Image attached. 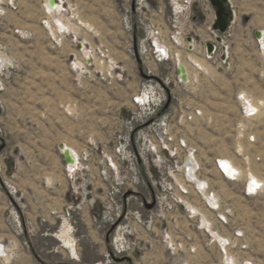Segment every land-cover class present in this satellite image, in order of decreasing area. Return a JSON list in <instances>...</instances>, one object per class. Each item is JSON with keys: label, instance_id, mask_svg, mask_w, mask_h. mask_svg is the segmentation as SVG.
<instances>
[{"label": "rangeland", "instance_id": "374dc122", "mask_svg": "<svg viewBox=\"0 0 264 264\" xmlns=\"http://www.w3.org/2000/svg\"><path fill=\"white\" fill-rule=\"evenodd\" d=\"M57 3L61 6L54 15L68 27L58 24L46 0H0V264H84L77 253L87 259L90 243L82 238V215L90 209L100 212L95 223L109 242L104 264H222L217 243L229 238L232 254L264 264V52L255 37L256 31L264 32V0H230L236 17L211 58L206 54V43L215 41L210 1L193 0L190 16L183 18L185 33L195 39L193 51L185 42L172 45L168 39L169 0H150L145 13L134 10L135 0ZM129 17L131 27L125 23ZM149 22L163 29L165 41L180 57L177 53L173 60L156 63L138 53L136 44ZM223 46L229 50L225 59ZM195 59L206 68L197 67ZM176 62L189 69L185 85L176 81ZM167 80L177 115L183 109L190 114L199 109L201 115L174 126L177 138L185 139L195 154L184 150L178 162L169 158L160 170L152 155L146 166L135 146L127 158L117 153L116 144L137 110L133 96L146 84ZM239 93L261 103L254 119L241 118ZM145 124H136L134 136ZM62 144L81 154L83 164L76 172L65 166ZM185 155L201 167L200 178L216 192L217 212L230 209L228 224H218L216 212L206 208L204 197L184 177V166L178 171ZM219 157L242 170L239 181L219 174L214 165ZM132 166L134 171L127 172ZM249 171L263 183L262 192L250 197L244 194ZM116 176L124 178L118 207L103 217ZM8 184L20 198V234L8 222ZM179 184L188 194H180ZM161 195L197 206L209 225L200 213L189 215L180 206L157 217L156 196ZM70 205L80 208L72 226L64 220ZM34 214L41 224L26 219ZM124 227L133 230L134 247L118 254L113 243Z\"/></svg>", "mask_w": 264, "mask_h": 264}, {"label": "built area", "instance_id": "2783aa9c", "mask_svg": "<svg viewBox=\"0 0 264 264\" xmlns=\"http://www.w3.org/2000/svg\"><path fill=\"white\" fill-rule=\"evenodd\" d=\"M207 1L209 2V0ZM192 2L193 0H169L171 6V13L168 17V27L170 32L168 39L170 40L171 44L173 42L177 45H184L185 42L187 49L189 51H193L196 49L194 47L196 43L194 38L192 41L188 40L189 36H187V34L185 33L183 18L187 15L188 17L190 16ZM229 2L230 0H228V4ZM149 4H150V0H135L134 10H136V8L139 9L140 11L142 9L143 10L145 9L143 11L145 13L149 10V6H150ZM229 6L231 7V9H233L232 5L229 4ZM125 23L129 25V27H131L130 17L128 18V20L125 21ZM230 28L226 33L222 34L223 43H224L223 36L229 33ZM212 32L216 37L218 32H216L214 29L212 30ZM257 40L259 42L260 49L264 52V47L260 42L262 41V37L257 38ZM213 43L215 44L214 53L209 54L206 46L207 56L213 57V55H215L218 50V44L220 43L216 42V40L213 41ZM136 49L140 55H143L145 57H151L156 63H164L174 59L173 57L174 53L172 51V47L164 39L163 29L160 26L151 22H149V24L146 26L144 30V36L140 39V41H138V44H136ZM222 54H221V58H222ZM178 66L179 63L176 62L174 69L176 72V81L180 85H185L187 84L188 80L184 81L182 79V75L177 73ZM168 85H169V80L162 81L160 83L156 82V83H150L148 85L146 84L143 86V89L140 92L136 93L133 96L132 102L138 111L136 110L132 114L130 119L126 120L125 122V127H126L125 134L119 137L118 143L116 144L117 147L116 150L119 155H122L124 157L127 156V158L130 157L131 156L130 152H132L130 150H132L131 148L135 146L138 155L142 157V160L144 159V163L146 166L150 165L149 157L150 155H152L151 157L154 166H156V168L160 170L161 169L164 170V168L167 165L166 163L169 161V158L171 159L176 158V162H178L177 159L180 157L181 152H183L184 150L188 151L187 155L195 154V149L190 148V146H188L187 141L185 139L177 138L176 133H174V126L176 122L182 124L184 121H186V119H192L194 116L201 115V110L193 109L192 113L190 114V112H184L183 109L181 110L180 114L177 115V112L174 109L173 104L171 103L172 95L171 92L169 91ZM237 98L239 103V114L242 119L252 120L261 113V103L255 102L249 95L239 93ZM167 103L168 105L166 106ZM139 122L146 123L145 127L143 128V131L139 136H134L133 132L135 126ZM250 141L254 142L255 138L251 136ZM161 152H163V154ZM112 160L113 159H111V161L110 160L108 161L110 167L114 172L115 171L118 172V166L117 165L115 166ZM183 160L184 162H186L187 160L186 155L182 157L181 163L179 165L181 167L179 168L178 171L180 170L182 171V167L184 166ZM1 165L2 164L0 163V170L2 167ZM214 165L216 170L219 172V174L228 181L231 182L239 181V179L242 176V170L238 166H237L238 170L231 169L229 164L226 161H224L223 158L220 157L216 158L214 161ZM200 169L201 167L199 169L197 168V173L199 177H200L199 175ZM129 171H134L133 166L129 167V170L127 172ZM173 172L175 173V171ZM136 176L137 174L135 172L134 178H136ZM172 176L174 175L172 174ZM184 177H186V175ZM123 179L124 178H121V180H119V178H117L116 176L115 180H111L113 184H111V187L108 188L106 193V199L108 203L107 209L109 211L105 210L103 212L104 213L103 217H107V214H109V216H112L111 212L112 211L114 212L115 209L118 207V202L116 198H117V194L120 191V186L123 184ZM206 186H207L206 190L209 191L208 197H206L202 193V189H204L202 184H196L195 189L200 193V195H202V197H204L205 199L204 203L206 208L208 206L209 210L216 212L218 224L220 225L228 224V219H229L228 216L230 213V209L223 210V214L217 212L219 207L217 204H215L214 201L216 192L210 188L209 184H207ZM8 188H9L8 193L10 196L8 222L9 225L14 230L17 231V234H20L23 232L22 217L20 216L21 213L19 206L20 198L19 199L16 198L17 190L15 189V186L8 184ZM262 189H263L262 182L252 183L251 181H246L244 186V194L249 197L256 196L260 192H262ZM180 191H181L180 194L182 195L188 194L181 185H180ZM155 203L156 206H159L160 212L156 213V216L159 218L160 217L165 218L170 211L176 209V206L183 207L189 215L191 214L190 212H192L191 210H189L188 205H186L179 196L177 199H174V201L172 200L168 201L167 197L163 195H161L160 197L156 196ZM142 204L143 203H141V205ZM77 209H80L79 206L70 205L66 208V212L64 213V220L67 219L68 222L71 224V226L72 223L70 221L73 218V213ZM124 228L122 229L121 233L116 234V241L115 243H113L114 249L118 254H122L123 252H126L127 250H130L134 247V242L131 243V239L129 238V236L133 234L132 232L133 230H130L129 227H124ZM206 230L207 232L209 231L208 228H206ZM236 235L241 236L242 234L241 232L239 233L237 232ZM213 239L214 238L212 236L211 238L212 242H214ZM217 245H219L220 251L222 253V264H255L252 260L239 258V256L234 255L230 252V248L233 245L230 238L226 240L218 241ZM227 247L228 249L226 251Z\"/></svg>", "mask_w": 264, "mask_h": 264}, {"label": "bare ground", "instance_id": "6f19581e", "mask_svg": "<svg viewBox=\"0 0 264 264\" xmlns=\"http://www.w3.org/2000/svg\"><path fill=\"white\" fill-rule=\"evenodd\" d=\"M47 1V4H46V6H47V8H48V10L51 12V14L53 15V17L57 20V22H58V24L61 26V27H68L63 21H62V19H59V18H56L55 17V15H54V12H55V10L56 9H59L60 8V6L61 5H59L58 3H57V0H56V3H57V5L55 6V7H51L50 5H49V0H46ZM234 10V9H233ZM57 11V10H56ZM234 18H235V10H234V16H233V20H234ZM232 23H233V21H232ZM232 23H231V25H232ZM263 32V31H262ZM261 43H262V46L264 47V32H263V36H262V41H260ZM85 50V55L87 56V57H89L90 56V53H89V51L88 50H86V48L84 49ZM224 52H225V54H227V57L226 58H228V56H229V50H228V46H225L224 47ZM178 53V54H177ZM177 54V56L178 57H180L181 55H180V53L179 52H176V53H174V55H176ZM209 58H211L212 56H208ZM178 60H179V58H178ZM195 62V64H196V66L197 67H199L200 69H205L206 67L202 64V63H200V62H198V60H194ZM179 64H183V62H180ZM184 66H185V68H186V71H187V74H188V77H187V80L189 81L190 79H189V69H188V67L185 65V64H183ZM187 81V82H188ZM61 146H63L64 147V149L65 150H69V152H70V154H72V156H73V158H74V160H72V163L73 164H68V163H66V167H67V169L69 170V171H75L76 172V169L77 168H79L80 167V165L81 164H83L82 163V159H81V154L77 151V150H75L73 147H69V146H65V144H62ZM60 150H61V153H62V149L60 148ZM223 160L224 161H226L228 164H229V166L231 167V169H235V170H237L236 169V167H235V165L233 164V162L231 161V160H229V159H227V158H223ZM247 174V173H246ZM186 175V177L187 178H189V180H190V182L191 183H194L193 185L195 186L196 184H202L203 185V187H204V189H202V193L206 196V197H208L209 196V191L208 190H206V185L208 184V182L207 181H203V179H201L199 176H198V173H197V163H195L193 160H191L190 159V157H187V160H186V162H185V165H184V176ZM249 175H250V179H251V182L252 183H260V181L258 180V178L256 177V175L253 173V172H251V171H249ZM248 176V175H247ZM182 184V183H181ZM215 199H214V201H215V204H217V205H219V203H218V198H217V196L215 195V197H214ZM188 206L190 207V209H191V211L193 212H196L197 214H201L200 216L203 218V221H204V224L205 225H209V220L207 219V216L204 214V213H202L201 211H200V208H198L197 206H195V205H191L190 203H188ZM210 225H211V223H210ZM220 238H219V236H218V240H219ZM221 241V240H220ZM2 247L0 246V252H2L3 250L1 249ZM0 255L1 256H3V254H1L0 253Z\"/></svg>", "mask_w": 264, "mask_h": 264}, {"label": "crops", "instance_id": "0c3cea01", "mask_svg": "<svg viewBox=\"0 0 264 264\" xmlns=\"http://www.w3.org/2000/svg\"><path fill=\"white\" fill-rule=\"evenodd\" d=\"M235 17H236V12H235ZM216 19V16L214 17ZM215 21V20H214ZM214 23V22H213ZM195 47V45H194ZM83 228L85 235L82 236V238H87V241H89V248L87 251V259L84 260V252L77 253L78 255V260L81 261L84 264H104L105 262V252L109 250V242L106 236L99 232L98 226L95 223V219L100 217V212L97 209H90V211H84L83 213ZM25 217V216H24ZM57 218V216L54 218V220ZM26 219L31 220L33 223H39L40 219L38 215H28L26 216ZM45 221H51V220H46ZM56 221V220H55ZM51 222H49L50 224ZM60 239V238H58ZM61 240V239H60ZM61 241H64L63 239ZM67 243V242H66ZM68 244V243H67ZM74 259V258H72ZM77 259V258H76Z\"/></svg>", "mask_w": 264, "mask_h": 264}, {"label": "water", "instance_id": "95a60500", "mask_svg": "<svg viewBox=\"0 0 264 264\" xmlns=\"http://www.w3.org/2000/svg\"><path fill=\"white\" fill-rule=\"evenodd\" d=\"M212 7L214 8L216 19L213 23V29L218 32L215 37L216 42L223 45L222 34L226 33L228 29L231 27V23L233 21L234 11L228 4V0H209ZM49 5L51 7H55L57 5L56 0H49ZM263 36V32L258 30L255 32L256 38H261ZM189 41L193 40L192 36L188 37ZM207 50L209 54H213L215 50V44L213 42L206 43ZM223 46V50H224ZM226 58V54L223 51L222 59ZM89 61V60H88ZM177 73L182 75V79L187 81V71L183 64H179L177 67ZM147 77V76H146ZM169 103V102H168ZM166 104V106L168 105ZM62 155L65 163L73 164L72 160H74L72 154H70L69 150H65L63 146H61ZM147 207H152V204H148Z\"/></svg>", "mask_w": 264, "mask_h": 264}]
</instances>
